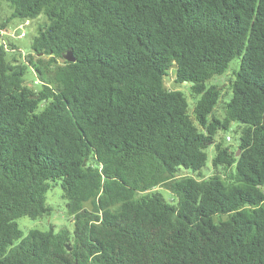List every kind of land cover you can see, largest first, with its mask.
Here are the masks:
<instances>
[{
	"label": "trees",
	"instance_id": "1",
	"mask_svg": "<svg viewBox=\"0 0 264 264\" xmlns=\"http://www.w3.org/2000/svg\"><path fill=\"white\" fill-rule=\"evenodd\" d=\"M1 3L12 10L2 28L48 24L25 62L0 40V264H264V0ZM235 58L218 120L220 91L205 83ZM172 67L200 96L191 112L164 88ZM231 123L236 149L215 144L209 176L189 175ZM55 180L72 233L23 237L16 220L49 212ZM161 187L175 204L151 192Z\"/></svg>",
	"mask_w": 264,
	"mask_h": 264
},
{
	"label": "rangeland",
	"instance_id": "2",
	"mask_svg": "<svg viewBox=\"0 0 264 264\" xmlns=\"http://www.w3.org/2000/svg\"><path fill=\"white\" fill-rule=\"evenodd\" d=\"M12 13L11 8L6 3H1L0 6V37L1 41L4 43L6 48L7 60H11L13 56L14 46L18 51V62L27 61L28 55H32L30 49V44L32 39L38 35V29L44 27L48 24V20L45 16L40 15L35 19H11L8 21L6 26L2 28V25H5V21L10 18ZM22 35V36H21ZM3 39V40H2ZM12 50V51H11ZM58 64H61V61H58ZM240 60L238 58L233 59L226 71L221 76H215L205 83L206 87L216 86L220 91L219 101L214 109L213 117L222 120L224 118V105L229 102L232 91L231 84L235 79V75L239 70ZM37 79L33 74L32 70L28 68L27 73L24 76V82L26 85L30 86L34 90H39V84H34ZM164 88L167 90H174L181 92L188 103L189 112H191L200 99V96L194 95L189 86L186 83H175V67H172L168 75L163 80ZM42 106H39L37 112H40ZM211 117H209V120ZM239 128L237 123H231L227 130H219L214 136V143L207 147L205 150L206 153V163L204 168L199 172L192 173L188 171V174L194 177H204L207 178L212 171V159L215 154L214 145L217 143H222L223 147H228L234 151L238 144V134L234 133L235 130ZM227 137L230 140H227ZM60 180L49 181V188L45 194V204L49 208V212L38 219H30L28 217H20L16 220L19 230L22 232V236L30 230H38L40 232H47L50 228L53 229L54 233H57L59 230H67L72 233L73 231V218L67 212V200L64 198V194L61 188ZM157 192L162 196L166 203L171 205L176 203V198L172 194L164 189L163 187L152 190L151 192ZM150 192V193H151ZM146 193L141 194L145 196ZM86 209H90V204H84ZM19 242L16 241L15 244Z\"/></svg>",
	"mask_w": 264,
	"mask_h": 264
},
{
	"label": "water",
	"instance_id": "3",
	"mask_svg": "<svg viewBox=\"0 0 264 264\" xmlns=\"http://www.w3.org/2000/svg\"><path fill=\"white\" fill-rule=\"evenodd\" d=\"M64 60H65L66 62H69V63H74V62H75V59H74V57L72 56V53H71L70 51H68V52L65 54V56H64ZM238 154H239V150L237 151L236 156H238Z\"/></svg>",
	"mask_w": 264,
	"mask_h": 264
},
{
	"label": "built area",
	"instance_id": "4",
	"mask_svg": "<svg viewBox=\"0 0 264 264\" xmlns=\"http://www.w3.org/2000/svg\"><path fill=\"white\" fill-rule=\"evenodd\" d=\"M22 36V35H21ZM0 40H1V37H0ZM227 140H230V138L227 137Z\"/></svg>",
	"mask_w": 264,
	"mask_h": 264
}]
</instances>
